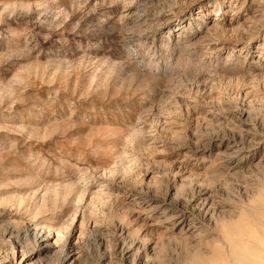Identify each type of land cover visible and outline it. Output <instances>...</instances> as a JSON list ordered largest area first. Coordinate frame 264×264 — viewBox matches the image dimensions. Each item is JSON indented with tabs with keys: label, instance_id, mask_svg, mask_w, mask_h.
Masks as SVG:
<instances>
[{
	"label": "rangeland",
	"instance_id": "obj_1",
	"mask_svg": "<svg viewBox=\"0 0 264 264\" xmlns=\"http://www.w3.org/2000/svg\"><path fill=\"white\" fill-rule=\"evenodd\" d=\"M239 263L264 264V0H0V264Z\"/></svg>",
	"mask_w": 264,
	"mask_h": 264
},
{
	"label": "bare ground",
	"instance_id": "obj_2",
	"mask_svg": "<svg viewBox=\"0 0 264 264\" xmlns=\"http://www.w3.org/2000/svg\"><path fill=\"white\" fill-rule=\"evenodd\" d=\"M134 1H136V0H134ZM140 2V1H139ZM142 2H147V1H142ZM125 4V3H124ZM128 4V3H127ZM140 4V3H139ZM146 4V3H145ZM142 5V4H141ZM144 6V5H143ZM143 9V8H142ZM142 11V10H141ZM83 198V197H82ZM80 201V200H79ZM199 204V203H198ZM194 207H195V205H194ZM177 208V207H176ZM181 208V207H180ZM190 208H192V207H190ZM196 208V207H195ZM209 209V208H208ZM197 210V209H196ZM185 212V211H184ZM198 213H196V215L198 214H200L201 215V213H202V208L201 209H199L198 211H197ZM203 212H205L204 210H203ZM176 213V212H175ZM195 213V212H194ZM203 214V213H202ZM173 215H175V214H173ZM175 216H177V218L179 219V217H178V215H175ZM194 216V215H193ZM172 217V216H171ZM203 217V216H202ZM206 219V218H205ZM208 219V218H207ZM196 226V225H195ZM194 227V226H193ZM37 232V231H36ZM43 232V231H42ZM40 233L41 232H39L36 236H38V237H40V238H44V244H47V240H48V238H47V236H49V235H47V236H44V235H40ZM49 245V244H48ZM51 246V245H50ZM240 249V248H239ZM243 249V248H242ZM241 250V249H240ZM121 251V250H120ZM151 251V250H150ZM242 251V250H241ZM244 251V250H243ZM247 252H248V249L246 250ZM122 252V251H121ZM125 252V251H124ZM250 252V251H249ZM145 253H146V251H145ZM234 253V252H233ZM241 253V252H240ZM148 254V253H147ZM238 254V253H237ZM249 255H250V253H248ZM254 254V253H253ZM260 254H261V252H260ZM242 255V254H241ZM252 255V254H251ZM262 255V254H261ZM238 256V255H237ZM254 256V255H253ZM253 256H252V258H253ZM120 257H122V256H120ZM245 257V259L247 258L246 256H244ZM258 257V256H257ZM241 258H243V257H241ZM249 259V258H248ZM259 259V258H258ZM262 259V258H261ZM134 260V259H133ZM132 260V261H133ZM253 260V259H252ZM255 260V259H254ZM253 260V261H254ZM249 261V260H248ZM251 261V260H250ZM238 262V261H237ZM244 262V261H243ZM255 262H257V261H255ZM249 263V262H248ZM240 264V263H239ZM244 264V263H243ZM252 264V263H251Z\"/></svg>",
	"mask_w": 264,
	"mask_h": 264
}]
</instances>
